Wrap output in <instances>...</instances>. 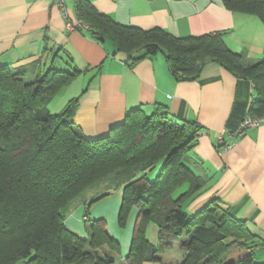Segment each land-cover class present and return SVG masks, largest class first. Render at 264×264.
<instances>
[{"label": "trees", "instance_id": "obj_1", "mask_svg": "<svg viewBox=\"0 0 264 264\" xmlns=\"http://www.w3.org/2000/svg\"><path fill=\"white\" fill-rule=\"evenodd\" d=\"M222 3L264 26V0ZM74 4L73 29L125 54L130 64L161 52L176 79L197 78L208 62L236 77V92L246 100L236 97L225 123L230 140L220 138L216 151L232 147L251 128H241L246 117H264V45L262 57L251 59L228 48L225 31L178 37L158 27L118 23L90 0ZM44 65L41 59L27 67L0 63V264H116L120 243L104 218L84 221L86 237L64 220L77 201L86 205L119 186V225L136 210L126 256L132 264L159 261L173 242L183 256L169 264H264L254 259L255 250L264 248V234L251 231L218 197L195 211L188 208L212 178L196 172L189 155L200 124L181 109L173 115L157 104L151 112L129 109L107 133L87 137L72 121L79 96L58 112L48 108L80 71L61 69L53 60ZM148 224L157 229V246L146 238Z\"/></svg>", "mask_w": 264, "mask_h": 264}, {"label": "crops", "instance_id": "obj_2", "mask_svg": "<svg viewBox=\"0 0 264 264\" xmlns=\"http://www.w3.org/2000/svg\"><path fill=\"white\" fill-rule=\"evenodd\" d=\"M90 2L121 24L141 29L158 27L178 37L225 31L224 43L232 51L246 52L254 59L263 50L260 38L264 26L260 20L254 15L228 10L222 0ZM63 5L66 17L54 0H0V63L27 67L41 59L45 67L53 60L61 69L79 70L65 85L68 90L72 88L69 99L79 96L72 121L87 137L107 133L135 107L151 112L157 104H162L173 115L181 109L185 118L195 120L202 127L197 144L189 152L197 161L193 167L198 173L212 176L208 189L189 204V210L195 211L218 197L221 205L236 218L245 220L251 231L264 234V121L244 130L233 140L232 147L218 152L214 146L222 137L230 140L225 123L236 97L246 100L236 92V77L208 62L197 78L176 79L161 52L130 64L125 54L112 53L110 47L69 28L68 21L76 23L74 0H63ZM28 71L35 73L37 69ZM60 90L49 102V110L59 100L55 96H60ZM133 213L129 221L131 235L135 209ZM154 233L157 242V230ZM127 244L124 240L120 252ZM128 250L120 253L116 264H132L126 258ZM182 256L179 242H173L160 253L159 261L141 264L175 263ZM254 259L264 260V248L255 250Z\"/></svg>", "mask_w": 264, "mask_h": 264}, {"label": "rangeland", "instance_id": "obj_3", "mask_svg": "<svg viewBox=\"0 0 264 264\" xmlns=\"http://www.w3.org/2000/svg\"><path fill=\"white\" fill-rule=\"evenodd\" d=\"M260 39L262 41V45H264V33H262ZM256 56H258L257 59L258 58L260 59L262 57V53H258V55H255L254 59H256ZM62 87L63 88L60 90V93L58 94L60 96H55L56 97L55 99H59V100L51 104L52 106L50 109L51 112L60 111L64 107L69 97L73 95L72 88L68 90V86L63 85ZM219 141H221V139ZM87 200H88V196H87ZM120 201H121V186L111 190V192H109L107 195L99 199H96L90 203H87L86 205L81 201H77L72 207V209L66 214L64 222L69 230H71L72 232H74L75 234L81 237H86L87 232L84 227L86 222L84 221L87 220V225H88V223L90 224L91 220L93 219H97L99 217L105 218L106 226L108 230L111 231L115 236H117L119 241L122 240V242L120 241V248H122L124 240L128 241V244L126 246L127 248L121 250L122 253H126L131 238V234H130L131 224L129 225V221L132 216L134 217L133 215L134 213L133 210L130 211V213L127 215L124 226L119 225L117 216H118ZM156 230L157 229L153 224H148V227L146 229V238L151 244L157 246V243L154 239L155 238L154 231L156 232Z\"/></svg>", "mask_w": 264, "mask_h": 264}, {"label": "built area", "instance_id": "obj_4", "mask_svg": "<svg viewBox=\"0 0 264 264\" xmlns=\"http://www.w3.org/2000/svg\"><path fill=\"white\" fill-rule=\"evenodd\" d=\"M54 4L59 8L60 12L66 17V12L64 10L63 0H54ZM75 23L68 21L67 25L69 28L73 29ZM261 121H264V118H254V117H246V119L241 123V128L244 129L246 127H255Z\"/></svg>", "mask_w": 264, "mask_h": 264}]
</instances>
